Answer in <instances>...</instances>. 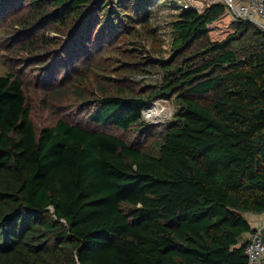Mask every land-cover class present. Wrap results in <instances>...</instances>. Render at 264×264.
Here are the masks:
<instances>
[{
    "label": "trees",
    "instance_id": "trees-1",
    "mask_svg": "<svg viewBox=\"0 0 264 264\" xmlns=\"http://www.w3.org/2000/svg\"><path fill=\"white\" fill-rule=\"evenodd\" d=\"M159 2L0 0L47 68L117 41L127 60L95 97L77 90L94 127L58 117L38 128L24 81L0 73V264H247L246 214L264 212V30L237 20L213 41L223 5L174 10L170 57L135 63L117 46L147 39L161 55L151 18L171 5ZM154 72L156 85L131 78ZM172 97L170 120L144 119Z\"/></svg>",
    "mask_w": 264,
    "mask_h": 264
},
{
    "label": "rangeland",
    "instance_id": "rangeland-1",
    "mask_svg": "<svg viewBox=\"0 0 264 264\" xmlns=\"http://www.w3.org/2000/svg\"><path fill=\"white\" fill-rule=\"evenodd\" d=\"M166 3L167 0H161L159 7H165ZM7 7L6 10L0 12V73L5 75L11 72L24 81L28 102L32 107V118L37 127L50 125L58 117L66 118L86 127H94L88 121L89 111L86 110L84 97H78L77 90H85L93 98L99 94V84H105L111 79H115L114 69L125 68L127 65L125 57L115 54L112 50L119 41L104 46L100 52L97 50L95 52L97 56H94L92 60H81L75 66H72V60H68L64 61L65 64L47 68L46 65L38 61L37 57L21 48L24 37H17V30L13 25V19L17 17L19 9L16 5L11 4H8ZM171 9H159L151 18L153 27L157 29V38L162 41L161 55H158V52L154 50L155 46L147 39L143 40L144 50L134 49L138 45L135 42L129 43V41H133L131 38H126L117 47L127 48L126 50H129L130 54H136V58L131 57L135 63H145L148 54H152L154 58H169L172 52V32L168 22L171 20V12H174V8ZM235 21L237 20L225 12L218 20L211 23L209 25L211 40L224 39L234 30ZM45 74L46 76H44ZM76 75L79 77L78 80H75ZM162 75L163 73L154 72L135 74L131 78L139 86H146L159 84ZM148 109L151 110L148 111ZM176 109L177 104L174 97L161 98L145 108L143 116L149 123L159 125L170 120ZM107 130L121 136L131 135L114 127H109Z\"/></svg>",
    "mask_w": 264,
    "mask_h": 264
},
{
    "label": "built area",
    "instance_id": "built-area-1",
    "mask_svg": "<svg viewBox=\"0 0 264 264\" xmlns=\"http://www.w3.org/2000/svg\"><path fill=\"white\" fill-rule=\"evenodd\" d=\"M167 3L178 12L193 10L200 14L214 4H221L234 19L251 22L264 30V0H167ZM247 242V264H264V223L253 228Z\"/></svg>",
    "mask_w": 264,
    "mask_h": 264
},
{
    "label": "crops",
    "instance_id": "crops-1",
    "mask_svg": "<svg viewBox=\"0 0 264 264\" xmlns=\"http://www.w3.org/2000/svg\"><path fill=\"white\" fill-rule=\"evenodd\" d=\"M247 219L253 226V228L261 223H264V212L255 214V213H247L246 214ZM249 237V233H246L244 235V239H247Z\"/></svg>",
    "mask_w": 264,
    "mask_h": 264
},
{
    "label": "bare ground",
    "instance_id": "bare-ground-1",
    "mask_svg": "<svg viewBox=\"0 0 264 264\" xmlns=\"http://www.w3.org/2000/svg\"><path fill=\"white\" fill-rule=\"evenodd\" d=\"M56 80V79H55ZM61 86V85H60ZM151 109H148V111H150Z\"/></svg>",
    "mask_w": 264,
    "mask_h": 264
}]
</instances>
